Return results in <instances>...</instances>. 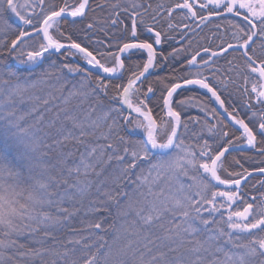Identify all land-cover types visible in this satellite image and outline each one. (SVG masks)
I'll return each instance as SVG.
<instances>
[{
    "label": "snow or ice",
    "instance_id": "snow-or-ice-1",
    "mask_svg": "<svg viewBox=\"0 0 264 264\" xmlns=\"http://www.w3.org/2000/svg\"><path fill=\"white\" fill-rule=\"evenodd\" d=\"M92 5L0 0V264H264V0Z\"/></svg>",
    "mask_w": 264,
    "mask_h": 264
},
{
    "label": "trees",
    "instance_id": "trees-1",
    "mask_svg": "<svg viewBox=\"0 0 264 264\" xmlns=\"http://www.w3.org/2000/svg\"><path fill=\"white\" fill-rule=\"evenodd\" d=\"M151 2L153 4L159 2V0H151ZM97 3H101L103 4L104 3V0H93V7H95V5ZM97 11H99V9H97ZM211 27V26H209ZM208 33V29H205V31L203 33H201V35H206ZM201 44H207L208 41L204 40V41H200ZM194 46H195V42H194ZM221 64L224 63L223 60L220 61ZM187 94V93H186ZM225 98H227V95L225 94ZM58 103V102H57ZM187 116H200L201 119H203V114L199 112V110L197 108H190L186 111V115H185V118H187ZM198 128V126H196ZM0 147H2V145H0ZM232 155L236 156L237 158H240L242 159V155L239 151L237 152H233L230 156H229V160H231L232 158ZM257 160L260 159V157H256ZM243 162V160H242ZM246 167H251V162H247L245 164ZM261 177L260 176H255L254 179L248 184L245 186V191L248 193L249 197H251L252 195H259V186H257V188H253L252 185L253 184H256L257 180H259ZM75 226L76 227H80L81 225L79 224V220H77L75 222Z\"/></svg>",
    "mask_w": 264,
    "mask_h": 264
},
{
    "label": "water",
    "instance_id": "water-1",
    "mask_svg": "<svg viewBox=\"0 0 264 264\" xmlns=\"http://www.w3.org/2000/svg\"><path fill=\"white\" fill-rule=\"evenodd\" d=\"M233 152H237V151H233ZM255 176H260V175H259V174H254V177H255Z\"/></svg>",
    "mask_w": 264,
    "mask_h": 264
}]
</instances>
